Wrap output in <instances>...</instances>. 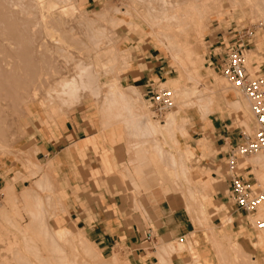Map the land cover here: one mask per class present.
I'll return each mask as SVG.
<instances>
[{
  "label": "rangeland",
  "instance_id": "obj_1",
  "mask_svg": "<svg viewBox=\"0 0 264 264\" xmlns=\"http://www.w3.org/2000/svg\"><path fill=\"white\" fill-rule=\"evenodd\" d=\"M150 1L102 0L89 6L86 0H0L2 178L6 183L17 177L13 184L17 198L32 187L33 198L45 207L39 212L40 222L32 223L27 202L18 198L14 204L6 203L1 193L4 186L0 187V264H94L97 254L102 261L115 257L117 264H132L130 249L122 242L103 249L86 234L93 242L87 241V245L94 250L84 253L79 244L84 229L73 219L70 208H85L91 201L104 203L106 194L118 203L121 222L143 234L154 230L158 240L143 246L150 247L149 255L158 260L164 245L157 230L160 219L177 209L189 227L166 242L184 247L171 255L177 260L173 263L171 257L169 264L190 262V246L199 252L202 264H264V245L260 244L264 202L255 212H242V226L223 223L232 216L227 185L217 176H205L199 163L204 155L199 156L191 143V130L214 118L232 123L240 134L255 130L251 101L218 72L215 49L219 36L245 22L254 31L252 45L245 52L246 65L253 75L264 76V27L259 26L264 21V0H166L171 4L189 1L187 21L165 38L170 45L160 42L162 39L143 20L142 11ZM193 5L202 11L199 24L191 19L197 14ZM110 46L115 50L113 58L108 54ZM140 52H152L164 67L163 78H155L153 86L173 91V106L162 114L149 101L150 87L136 86L127 77L136 68ZM79 61H91L97 72L94 93L78 74L74 77L73 68ZM47 70L50 74L45 79ZM65 74L84 85H78L81 89L72 100L67 93L58 97L62 91L54 86ZM76 110L84 111L102 130L120 129L123 153L118 163L111 164L105 151L101 170L87 169L83 153H78L71 165L36 158L35 149L29 146L36 132ZM171 112L176 115L174 134L161 125ZM189 148L191 155L187 154ZM255 158L264 161V152L246 156L241 172L253 190L264 192L258 170L261 162ZM216 172L223 176L227 167ZM200 179L207 181L205 190L211 195L206 215L201 213L197 198L203 190ZM41 181L45 182L43 187ZM215 185H223L224 197ZM65 230L75 237L73 245L67 241L70 237H64ZM44 232L51 233L57 244L52 245ZM11 240L17 242L9 247ZM71 252L77 257L70 259Z\"/></svg>",
  "mask_w": 264,
  "mask_h": 264
},
{
  "label": "crops",
  "instance_id": "obj_2",
  "mask_svg": "<svg viewBox=\"0 0 264 264\" xmlns=\"http://www.w3.org/2000/svg\"><path fill=\"white\" fill-rule=\"evenodd\" d=\"M101 1L86 0L89 6H97ZM219 39L220 36L217 41ZM251 45L252 40L248 41V48ZM138 55L137 66L128 72L127 77L136 83V86L147 89L154 84L155 78H163L164 67L152 52L150 54L140 52ZM119 131L118 127L102 130L84 111L76 110L67 116L57 117L54 124L40 128L29 146L35 149L36 158L39 160L67 162L69 165L77 160L78 153H83L87 169L101 170V154L104 151L108 153L111 164H116L122 159L123 147ZM191 135V143L195 144L197 154L199 156L204 155L199 163L200 168L205 169L207 174L205 176H213V178L217 176V178L224 180L228 190V173L219 176L216 170H221L224 166L227 167L228 155L241 140L240 132L238 133L237 128L232 127V123L228 124L223 120L214 118L206 125L198 124L195 130H191ZM244 163L245 160L242 159L237 170L246 180L241 172V166ZM4 185L2 166H0V187ZM216 188L217 193L224 197L223 185H215ZM111 197L112 195L106 194L104 203L99 202V200L91 201L88 207L70 208L73 219L85 230L82 232L103 249H110L112 245L118 242L124 243L130 249L132 264H160L157 257L149 255L148 249L150 247L145 248L143 246L145 243H155L158 240L154 230H147L143 234L138 228L129 227L121 222L117 215L119 210L117 211L116 206L118 203L111 200ZM228 203H230L229 200ZM229 207L233 216V226H242L243 213L237 211L233 205ZM177 213L178 210L176 209L168 214H162L161 224L157 230L164 245L172 240L176 234L184 233L189 227L188 220L185 222ZM172 260L174 263L177 257L173 256Z\"/></svg>",
  "mask_w": 264,
  "mask_h": 264
},
{
  "label": "built area",
  "instance_id": "obj_3",
  "mask_svg": "<svg viewBox=\"0 0 264 264\" xmlns=\"http://www.w3.org/2000/svg\"><path fill=\"white\" fill-rule=\"evenodd\" d=\"M264 27V21L260 23ZM254 31L245 22L236 24L222 34L216 41L215 65L218 72L251 101V110L256 123L252 133L241 132L240 142L228 155L227 198L237 211L250 214L264 202V192L253 190L238 173L242 159L257 151L264 152V76L253 75L246 65L248 41ZM149 101L156 111L163 113L173 106V91L167 88L156 89L153 85L148 90Z\"/></svg>",
  "mask_w": 264,
  "mask_h": 264
},
{
  "label": "bare ground",
  "instance_id": "obj_4",
  "mask_svg": "<svg viewBox=\"0 0 264 264\" xmlns=\"http://www.w3.org/2000/svg\"><path fill=\"white\" fill-rule=\"evenodd\" d=\"M174 1V0H173ZM179 1V0H178ZM176 1L174 4H171L172 1H170L169 3L165 0L162 1V3H158L156 2V0H151L150 1V4H147L146 7H144L145 11H142V14H143V20L147 21L149 26L151 27L152 30H154V33L156 34L157 37L160 38V40L162 39V41L160 42H164L163 40H165L167 34L171 33L172 29L174 28H179L180 25H182L184 22L187 21L188 19V16H189V1H186V2H178ZM148 2V0H147ZM149 3V2H148ZM139 4V3H138ZM182 6H185V9H182ZM187 7V8H186ZM198 6L196 5H193L192 6V9L195 10V12L197 13L196 16H192L191 19L194 21L195 20V23L196 24H199L200 23V19H201V12L202 11H198ZM140 11V10H139ZM142 17V15H141ZM183 20V21H182ZM183 22V23H182ZM66 23V22H65ZM68 23V22H67ZM32 29V28H31ZM53 30H50L48 32H52ZM54 33V31H53ZM53 33H50L51 35ZM1 35V34H0ZM154 35V34H153ZM155 36V37H156ZM52 39L54 40L56 37H54V35L51 36ZM159 40V39H158ZM9 43H11L10 40H8ZM165 42L167 44H171V42H167L165 40ZM42 44V43H41ZM162 44V43H161ZM43 45V44H42ZM42 45L41 48H42ZM40 49V48H39ZM108 54L110 55L111 58H113L115 55H114V52L115 50L113 49V47H109L108 48ZM192 50V49H191ZM193 51V50H192ZM175 56L178 55V52L177 53H174ZM96 56V55H95ZM84 59V58H83ZM82 59V60H83ZM88 59V58H87ZM92 59V58H91ZM90 59V60H91ZM79 65H75L73 70H75V74H74V77L76 74H78V77L80 80H83L86 84L85 86L87 88H89L93 93H94V87L93 85L94 82H96L97 78H98V75H97V72L94 71V69L90 66V62L89 63H82L81 61H79ZM79 66V67H78ZM51 69V68H50ZM72 70V71H73ZM14 73V72H13ZM70 73V72H69ZM49 71L47 70L45 73H44V76H45V79L48 77L49 75ZM72 76V75H70ZM73 78H69V76L67 74H65L61 80H55L54 81V86L56 88H58L59 91H62V93L58 94V97L61 98L60 95H66L65 93L68 94V96L66 95V97H68V99L72 100V98H74L75 94L77 93L78 91V85L81 87L84 85H82L81 81L78 80V82ZM49 79V78H48ZM83 82V84H84ZM165 82H162V84H164ZM97 84H98V81H97ZM96 86V85H95ZM81 87V88H83ZM80 88V89H81ZM79 89V90H80ZM21 90V89H20ZM51 89L49 88L48 89V93H50ZM96 91V89H95ZM56 95V94H55ZM53 97V96H52ZM57 96L54 98H58ZM65 97V96H64ZM59 99V98H58ZM114 110V109H113ZM118 114V112L113 115L116 116ZM175 121H176V115L174 112H171V113H168V116L167 118L162 121V126L165 128H167V131L169 132L168 134H174V128H175ZM193 153V150L192 149H187V154L191 155ZM29 159V158H28ZM256 162H261V165L259 167V171H260V174H261V182L264 184V161H262V159L260 158H255ZM253 163V162H252ZM49 168V166H48ZM257 168V167H256ZM46 171V170H45ZM193 172V171H192ZM191 172V173H192ZM194 173V172H193ZM192 173V174H193ZM44 175V174H43ZM16 176V175H15ZM196 176V174H195ZM194 176V177H195ZM20 177V176H19ZM46 177V176H45ZM193 177V178H194ZM17 178V177H16ZM16 178L14 177L13 179L11 180H8L4 187L1 189V193L4 197V200L6 201V203H11V204H14L16 200H18V198L20 200H24L27 202L26 204V210H27V215H29L30 218H32V223H36L37 221L40 222V220L42 219V216L41 214L39 213L42 209H45V207H43V203H40V200L37 199V197L35 196L34 197V193H35V190L30 187V188H26L25 190H23V192H21L20 194V197H16L13 195V184L15 183L16 181ZM44 179V178H43ZM199 179V178H198ZM19 180V179H18ZM41 180V179H40ZM42 183V187L44 186L43 185V182L44 181H41ZM197 182V181H196ZM200 183V187L203 188V190L198 193L199 196L197 195V198L199 197L200 199V211L203 215H206L207 213V208H206V204H207V201L209 199H211V195L209 192H207L205 189L207 187V181L205 180H201L198 181ZM45 183V182H44ZM53 183V182H52ZM51 184V183H50ZM40 185V184H39ZM52 186V185H51ZM38 187V186H36ZM201 188V189H202ZM38 194V193H37ZM190 196L192 198H195L196 194L193 192V191H190ZM33 198V201H31ZM193 205V204H191ZM53 210V209H52ZM45 211V210H44ZM3 212V211H2ZM233 222V217L232 216H228L223 223H225L226 225H229ZM264 225V224H263ZM65 234H64V237H70V239L72 240H68L67 238V241L70 242V245H73L71 243H73V241H76L75 240V237H73L70 233V231L68 230H65L63 231ZM45 234H48V238H49V241L51 243H53L52 245L54 244H57L55 239L52 238V235H50L51 233L49 232H44ZM216 234V235H215ZM213 236H217V233H215ZM221 238V237H220ZM191 239V238H189ZM218 240V239H217ZM87 241L89 242H92L91 240H89L86 236V234L84 232L81 231V237L79 238V244L81 245V247H83V251L84 253H88L90 251H92V247H90L89 245H87ZM219 241V240H218ZM17 240H11L9 241V247L13 244V243H16ZM190 242V241H189ZM188 242V243H189ZM193 242V241H192ZM217 242V241H216ZM93 243V242H92ZM75 244V243H74ZM182 243L178 244V246H172L170 244H167V245H163L161 247V249L158 251V257H159V260L165 262V264H169L171 261H170V258H171V255L172 254H175V253H178L180 251H182V249L184 248L182 245ZM260 244L261 245H264V232L262 231L261 235H260ZM188 245V244H187ZM192 245V243H191ZM92 248V249H91ZM188 249H190V253H191V261L188 262L187 264H202L203 262L200 260L201 258L199 257V252L196 250V248L194 246H190L188 247ZM94 250V249H93ZM73 252V251H72ZM70 254V259L71 258H74V257H77V255L74 253ZM77 253V252H76ZM101 256L100 255H96L94 256V259H95V262L94 264H117V261H116V258L115 257H112V259L109 261H102L104 259L101 260L100 258ZM68 258V257H67ZM69 259V258H68ZM207 264H211V262H208L207 261Z\"/></svg>",
  "mask_w": 264,
  "mask_h": 264
}]
</instances>
